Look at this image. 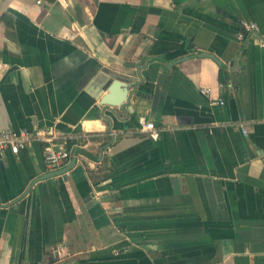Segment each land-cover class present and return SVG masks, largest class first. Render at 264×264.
Masks as SVG:
<instances>
[{
	"label": "crops",
	"instance_id": "crops-1",
	"mask_svg": "<svg viewBox=\"0 0 264 264\" xmlns=\"http://www.w3.org/2000/svg\"><path fill=\"white\" fill-rule=\"evenodd\" d=\"M4 129L76 160L0 157V264H264V0H0Z\"/></svg>",
	"mask_w": 264,
	"mask_h": 264
},
{
	"label": "built area",
	"instance_id": "built-area-1",
	"mask_svg": "<svg viewBox=\"0 0 264 264\" xmlns=\"http://www.w3.org/2000/svg\"><path fill=\"white\" fill-rule=\"evenodd\" d=\"M257 31V25L244 23L242 25V31L237 35V39L242 41L247 34H253ZM261 43L263 44V41ZM218 103L222 105L223 101H219ZM139 122L142 133L154 141L159 138L160 130L153 123L147 122L143 118ZM34 142L44 143L42 158L46 170L56 171L68 163L71 157L70 150L66 146L58 147L55 137L46 134L44 131L30 133L24 130L18 132L9 129L0 130V157L7 153L16 155Z\"/></svg>",
	"mask_w": 264,
	"mask_h": 264
},
{
	"label": "water",
	"instance_id": "water-1",
	"mask_svg": "<svg viewBox=\"0 0 264 264\" xmlns=\"http://www.w3.org/2000/svg\"><path fill=\"white\" fill-rule=\"evenodd\" d=\"M199 57H208L213 59L218 65H220V62L210 53H202L199 55ZM189 57H184L177 62L184 61L188 59ZM133 84L129 83H123L118 80H114L111 82L110 86L108 87V93L104 95L100 101L99 104L103 108L107 109V111L113 113L114 109H121L124 105H126L130 99V97L134 94L135 89ZM75 157H72L71 160L68 162L67 165L62 167L61 169H58L56 171H51L41 177L42 180L53 178L56 176H63L68 171L72 170L75 166Z\"/></svg>",
	"mask_w": 264,
	"mask_h": 264
},
{
	"label": "trees",
	"instance_id": "trees-1",
	"mask_svg": "<svg viewBox=\"0 0 264 264\" xmlns=\"http://www.w3.org/2000/svg\"><path fill=\"white\" fill-rule=\"evenodd\" d=\"M3 20L6 22L7 19H6V16H3ZM219 82L221 83L222 86H224L227 82V76L224 72L220 71L219 72ZM70 142H67L66 144V148L69 149L70 148Z\"/></svg>",
	"mask_w": 264,
	"mask_h": 264
}]
</instances>
